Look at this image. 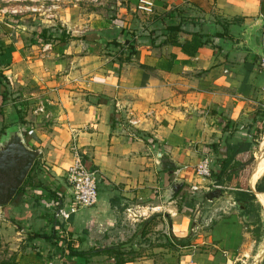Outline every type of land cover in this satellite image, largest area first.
Masks as SVG:
<instances>
[{
    "label": "crops",
    "instance_id": "0c3cea01",
    "mask_svg": "<svg viewBox=\"0 0 264 264\" xmlns=\"http://www.w3.org/2000/svg\"><path fill=\"white\" fill-rule=\"evenodd\" d=\"M120 1L128 10L119 25L61 39L3 21L9 7L0 10L7 27L0 25V125L10 116L9 126L21 124L27 143L40 149L37 176L0 206V264H115L104 248L134 240L152 214L163 215L166 245L123 264H247L264 250L256 253L264 191L255 189L264 154L244 176L252 127H263L264 0H153L150 14L136 9L138 0ZM16 85L35 88L23 93L33 105L17 103L22 118L10 109ZM240 143L249 146L234 155ZM72 146L96 171L98 197L66 221L55 210L70 205ZM159 153L176 164L173 173L160 168ZM206 154L215 182L232 156L222 177L223 185L230 178L228 190L197 184L193 167ZM174 181L183 185L177 195ZM187 187L203 194L192 214L174 201ZM213 190L220 193L209 200ZM242 191L255 199L239 208Z\"/></svg>",
    "mask_w": 264,
    "mask_h": 264
},
{
    "label": "rangeland",
    "instance_id": "374dc122",
    "mask_svg": "<svg viewBox=\"0 0 264 264\" xmlns=\"http://www.w3.org/2000/svg\"><path fill=\"white\" fill-rule=\"evenodd\" d=\"M7 8L6 12L10 17H5L3 21H10L13 23H26L29 25L30 23L34 24L33 29L38 30L39 28L41 30H44V38H56L61 39L70 37H76L87 30L90 29L91 26H97V25H119V20H124V15L126 14L125 11H121V9H127L128 7L122 4L120 0H0V10ZM32 11H36V16H29V14ZM12 12V13H10ZM125 12V13H124ZM6 14V13H5ZM3 21L0 22V25H3L5 29H2L1 32H6V26L3 24ZM42 25L46 27H41ZM30 26V25H29ZM43 28V29H42ZM39 29V30H40ZM49 33V35L47 34ZM1 42V41H0ZM2 46L4 44H0V50L2 49ZM3 70L0 69V83H6L5 77L1 75V72ZM3 86L6 87L5 84ZM16 89H14V92H18L17 95H15L14 99L16 101V104H14V109L10 107L11 111L16 110L17 117L21 116L20 113H18L21 109H17L18 104L22 105L21 107H25L23 102L27 105H33L34 102L28 101L26 99V95H23V93L28 94V91L35 89L34 87L30 86H22L21 88L18 87V85L15 86ZM14 87V88H15ZM30 87L29 89H26ZM20 98L21 100L17 99ZM23 99H25L23 101ZM23 103V104H21ZM18 111V112H17ZM259 113V120H262L263 127L261 129H257L256 127H252L253 134L251 138V149L249 153H246L245 160H247L245 169H244V176H248L249 172L252 170V168L255 166V163L257 161V158L264 154V109L258 111ZM12 114V113H11ZM10 116H7L6 119L3 122L2 127L0 125V136L4 133L6 128L10 125L8 123H12L10 121ZM22 118V116H21ZM257 118V119H258ZM16 119V116L13 115V120ZM22 120V119H21ZM17 120L14 121L13 124H16ZM19 122V121H18ZM22 123V122H20ZM17 126H20L21 124H16ZM257 126V125H256ZM247 128V126L245 127ZM250 130V129H249ZM3 131V132H2ZM39 158V157H37ZM258 166L260 164H263V160L260 158L258 159ZM38 161V159L36 160ZM39 164V161L38 163ZM235 164V163H234ZM236 166V164H235ZM258 168V167H257ZM195 169V165L193 167V170ZM35 171V168L32 169V171L28 172L26 175L23 183L27 184V182L30 180L31 175L37 176ZM32 175V176H33ZM195 175V171H194ZM37 178V177H36ZM199 180L196 181L197 184L204 185L205 187H209L212 189H219L221 191L228 190L224 186L229 185V179L226 178L223 184H217V182L209 180L210 178H200L196 177ZM38 181V178H37ZM22 183V185H23ZM235 183V182H234ZM227 184V185H226ZM205 189V188H204ZM187 194L184 198H178L176 197L174 201H176V205L179 206L181 202L183 201L184 204L188 205L190 207V214L195 213V205L203 200V194L201 192L197 193L195 195L196 191L193 190L191 187H187L185 189ZM203 190V188H201ZM167 201L166 198H163ZM164 201V200H163ZM257 209L260 211V205L258 203H255L254 209ZM150 210V209H149ZM163 210V209H162ZM261 213L263 215V225H262V234L261 239L259 240V243L256 245V253L261 252L260 249L264 246V208L261 209ZM256 212H254L255 215ZM258 213H256L257 215ZM149 217H151V220L149 221V224L144 231L136 237L134 240H130L129 242H123L118 243L115 245L117 250L121 253H118L119 258H126L128 260H133L135 258L141 257V256H150L153 248L161 247V245H166V242L163 238V232L160 227V219H162V214H152ZM147 217V218H149ZM256 222V218L253 217ZM253 222V221H252ZM142 223V222H141ZM139 223V225H141ZM139 225L137 228H139ZM113 259V258H112ZM250 259V261L247 264H255L254 260H258L257 264H263L264 263V252L261 253L257 258L254 260ZM262 262V263H261Z\"/></svg>",
    "mask_w": 264,
    "mask_h": 264
},
{
    "label": "water",
    "instance_id": "95a60500",
    "mask_svg": "<svg viewBox=\"0 0 264 264\" xmlns=\"http://www.w3.org/2000/svg\"><path fill=\"white\" fill-rule=\"evenodd\" d=\"M256 34L259 37V31ZM39 154L40 149L27 143L25 134L19 126L13 125L6 128L0 136V206L9 203ZM164 157L165 159L162 160L159 153L160 168L173 173L176 164L167 155ZM181 185L180 181H174L170 187L171 195L176 194ZM219 193L218 190H213L206 194V197L211 200ZM236 204L239 208H244L245 201L237 200ZM257 263L258 260L255 261V264Z\"/></svg>",
    "mask_w": 264,
    "mask_h": 264
},
{
    "label": "built area",
    "instance_id": "2783aa9c",
    "mask_svg": "<svg viewBox=\"0 0 264 264\" xmlns=\"http://www.w3.org/2000/svg\"><path fill=\"white\" fill-rule=\"evenodd\" d=\"M153 8V0H138L136 5L138 11L146 14L152 13ZM259 68L264 73V55H261L259 58ZM129 123L133 124L131 121H129ZM72 150L75 153V159L67 168L66 173L67 183L71 190L70 205L68 208L59 206L55 210V217L66 221L71 215L75 214L78 209L92 207L96 203L98 197L96 171L87 167L82 162L81 155L77 153L73 146ZM194 171L197 177L203 179L212 178L214 173V158L212 155L206 154L201 157L195 164ZM59 203L60 200L56 202V204Z\"/></svg>",
    "mask_w": 264,
    "mask_h": 264
},
{
    "label": "trees",
    "instance_id": "16d2710c",
    "mask_svg": "<svg viewBox=\"0 0 264 264\" xmlns=\"http://www.w3.org/2000/svg\"><path fill=\"white\" fill-rule=\"evenodd\" d=\"M44 30H41V34H39V36H42L44 37ZM264 117V115H263ZM264 119V118H263ZM3 132V131H2ZM249 144L247 143H244V144H239L237 147H234V155L235 153L239 152V151H242V150H247ZM212 148L215 147V146H211ZM232 158V156H231ZM230 159H224L222 162H221V166H220V169L219 171L215 174L216 176V182L218 184H222V177L224 176L225 172H226V169L227 167L229 166V163H230ZM82 159V157H81ZM37 158L34 160V163L32 165V167L30 168L29 172L32 171V169H34L37 165ZM82 162L86 165L85 163V160L82 159ZM87 166V165H86ZM88 167V166H87ZM245 168V167H244ZM243 176V174H242ZM244 177V176H243ZM242 179V177H240ZM245 179V178H244ZM249 181H250V178H249ZM263 181H264V174L262 175L261 179L255 184V189L258 191V192H261V191H264V184H263ZM183 186V185H182ZM236 187L238 188H244V189H249L248 188V185L245 183H242V182H238L236 183ZM20 189H22V185L17 189L16 192H18ZM179 192L176 193V195L178 194ZM239 195H240V198L243 199V200H248V201H251L253 199H255V195L247 192V191H242V192H239ZM59 201V200H58ZM175 239V238H174ZM69 246V245H68ZM104 252L106 254H108V256L112 257L115 261V264H123L127 261H130L126 258H119L118 256V253H121L117 250V248L115 246H110V247H107V248H104ZM93 252L92 251H79V252H71L70 251V254H75L77 256H82V257H85L86 255H89V254H92ZM264 264V263H263Z\"/></svg>",
    "mask_w": 264,
    "mask_h": 264
},
{
    "label": "bare ground",
    "instance_id": "6f19581e",
    "mask_svg": "<svg viewBox=\"0 0 264 264\" xmlns=\"http://www.w3.org/2000/svg\"><path fill=\"white\" fill-rule=\"evenodd\" d=\"M262 166H263V164H260V166H258V168H256V171L254 173V177H257L261 173Z\"/></svg>",
    "mask_w": 264,
    "mask_h": 264
}]
</instances>
